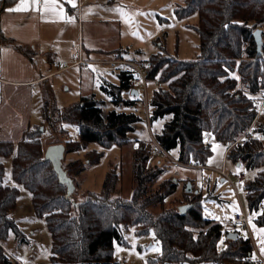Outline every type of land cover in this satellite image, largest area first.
Masks as SVG:
<instances>
[{"label":"trees","instance_id":"obj_1","mask_svg":"<svg viewBox=\"0 0 264 264\" xmlns=\"http://www.w3.org/2000/svg\"><path fill=\"white\" fill-rule=\"evenodd\" d=\"M16 1L0 0V10L2 4ZM181 1L182 6L176 10L179 18L192 13L198 16L195 30L199 55L188 61L163 55L159 59L161 51L145 60L149 62L148 77H158L159 82L149 103L150 121L165 120L155 136L156 142L178 162L206 164L211 155L207 136L223 144L252 131V136L233 148L227 159L247 170H258L254 179L244 185V193L252 221L264 228V123H252L256 114L254 99L264 94V43L257 52L253 37L258 25H264V0ZM260 34L264 36V29ZM11 42L0 29V44ZM233 73L238 79L231 77ZM117 77L118 84L103 81L101 93L113 106L133 108L135 100L121 102L127 91L125 75L118 73ZM102 102L91 94L60 109L50 87L44 88L42 121L52 131L62 129L65 123L78 129V140L63 145L65 153L79 152L89 144L107 148L129 143L128 135L134 132L140 116L133 111L104 112ZM52 114L54 120L50 118ZM41 134V126H33L16 144L0 141L1 246L10 235L20 243L26 242L13 217L20 192L4 183V160L9 159L13 181L27 190L34 213L44 219L51 236L48 264H121L113 258L112 246L114 242L121 243L122 230L128 228L140 235L151 233L159 242L160 255L152 264H257L251 259L250 240L240 233L228 239L221 224L206 218L199 204H180L190 205L183 214L178 210L180 205L156 216L149 212L151 207L163 205L178 188L177 181L168 180L160 182L155 191H148V186L163 173L159 166L145 169L152 144L139 143L140 163L134 168L136 185L129 199L109 196L114 182H109L106 174L103 192L75 202L72 197L66 198V187L58 183L50 162L44 160ZM69 171L66 175L72 180ZM199 197V193L192 196ZM259 205L263 208L257 213ZM221 242L225 249L219 251ZM0 264H15L1 247Z\"/></svg>","mask_w":264,"mask_h":264},{"label":"rangeland","instance_id":"obj_2","mask_svg":"<svg viewBox=\"0 0 264 264\" xmlns=\"http://www.w3.org/2000/svg\"><path fill=\"white\" fill-rule=\"evenodd\" d=\"M115 1L119 7H112V5L99 7L98 14H113L112 16H114L120 12L121 15L119 16L122 19L120 23L110 21L106 29H100L98 32L92 24L83 25L84 42L86 39L91 38L89 43L93 42L95 44L91 45L92 48L97 49L98 47L110 50L115 46V48H120L126 57L133 60L150 59L153 54L161 53V51L163 53L157 56L159 59L162 58V55L183 61L195 60L198 57L199 39L195 30L198 16L196 13H192L186 17L179 18L176 10L179 6H182L181 0ZM115 20H117V17ZM263 29L264 25L260 24L256 30L262 31ZM260 39L264 43V36L262 34H260ZM100 58L106 57H93V59ZM160 74H162V71H160ZM117 75L116 71L111 70L107 66H87L82 67L81 70L78 68L65 70L55 74L52 79V99L54 98L57 108L61 109L73 105L81 96L94 93L96 100L103 101L102 107L104 112L111 110L119 112L133 111L136 115L140 116V122L135 125L134 132L128 135L129 143L121 147L111 145L110 147L103 148L97 144H89L86 149L79 152L63 153L61 160L62 168L65 169V172L70 170L69 174L74 185L70 198L72 197V200L75 202L90 198L95 195L94 193L103 192L102 184L106 174H109V182H114L113 192L109 196L129 199L136 185L134 181V168L138 166L137 163H140L138 154L140 151L138 148L140 146L139 143L152 144L148 126L146 125L147 122L145 123L144 120L145 117L140 98H133L136 101V105L133 108L123 107L124 104L116 107L101 93L99 85L104 81L103 78L109 81V83L118 84ZM235 75L233 73L231 77H237ZM86 78H88L91 84L86 83ZM154 90L155 88L149 89V99H151ZM123 95L121 96L122 100L120 99L121 102L127 100V97ZM128 99L130 98L128 97ZM255 102L259 103V97L254 99ZM263 116L261 114L255 122L264 123ZM54 117L52 114L50 118L54 120ZM52 120L49 119L48 123H51ZM164 122L165 120L161 119L153 122L149 120V131L154 137L161 132ZM34 124L36 127L41 126L42 129V134L39 136L42 140V151L50 145H64L65 143L68 144V141L78 140V129L71 124L65 123L62 125V129L58 128L52 131L41 121L39 115H36ZM251 136L252 131H250V135L247 138ZM206 141L210 144L211 149V155L207 161H211L213 166H221L222 152H224L223 147L216 146L215 140L209 136L206 137ZM225 143L221 145L224 146ZM227 155L225 170L231 172L236 168L227 159ZM4 162V183L17 188L20 192L17 210L13 214V217L20 227L26 242L20 243L12 239L13 236L10 235L7 243L1 244L20 264H48L51 258L52 240L45 221L34 213L27 190L13 181L10 160L5 159ZM151 165L161 167L163 174L158 176L148 186V191H155L158 184L162 181L173 180V182H178L176 192L170 195L163 205H155L149 209L152 215L156 216L166 210L173 211L180 204L192 201L199 204V207L201 206V210L206 218L218 222L221 224L223 231L229 232L225 221L233 210L238 208V203L233 190L226 181L221 182L220 177L217 176L215 178L214 174L210 173L212 172L211 170L187 169L175 165L167 157L154 155L153 152L150 160L145 165L147 167L145 169H148ZM238 171L246 172V179L243 184L237 186V193L244 212L251 219L252 215L248 213L246 207L244 185L254 179L258 170H247L242 166ZM186 182H190L191 184L196 182L197 187L195 188L192 185L191 191L185 192L184 183ZM195 190L197 191L196 193ZM198 193L200 197L193 199L192 196ZM220 197H222V201ZM122 237L121 243L114 242L112 246L113 258L121 264H152V261L160 255L159 242L151 233L140 235L134 228H128L127 230H122ZM218 248L219 251L225 249L223 242L220 243ZM202 264L215 263L207 262Z\"/></svg>","mask_w":264,"mask_h":264},{"label":"crops","instance_id":"obj_3","mask_svg":"<svg viewBox=\"0 0 264 264\" xmlns=\"http://www.w3.org/2000/svg\"><path fill=\"white\" fill-rule=\"evenodd\" d=\"M20 2L21 0H17L7 6L2 4L0 10V29L7 38L12 40L11 43L0 44V141L13 144L22 139L27 129L35 126L36 115L41 117L44 88L50 87L53 94L52 79L55 74L65 71L61 70L60 63L69 59L71 46L78 40L83 45L85 55L90 59L94 56L126 57L120 48L114 46L110 50L98 47L96 49L91 47L95 45L93 42L89 43L91 38L86 39L85 42L83 39L84 24H92L98 32L100 29H106L110 21L118 23L122 21L120 12L114 16L98 14L99 7L107 5L119 7L115 0L108 2L107 0H37L36 4L28 0L27 10L7 11V9H15ZM116 17L117 20H115ZM81 68L78 69L81 70ZM86 79V83L91 84L88 78ZM103 80L107 81L104 78ZM84 85L86 86L85 83ZM91 94L94 93L83 96ZM123 96L127 97V100H134L127 93ZM216 146L223 147L218 142ZM206 164L215 168L220 167L213 166L211 161H207ZM224 166L226 167V163ZM242 166V164H234L236 169L229 170L231 171L229 173H235ZM210 173L214 174L215 178L218 177L216 173ZM220 181L223 182L222 179ZM192 185L197 187L196 182ZM220 200L222 201V197ZM238 211L239 204L227 220ZM262 229L264 228L251 221L249 236L240 234L250 240L253 252L251 259L257 264H264Z\"/></svg>","mask_w":264,"mask_h":264},{"label":"built area","instance_id":"obj_4","mask_svg":"<svg viewBox=\"0 0 264 264\" xmlns=\"http://www.w3.org/2000/svg\"><path fill=\"white\" fill-rule=\"evenodd\" d=\"M86 66H107L111 70L116 71L117 73H123L125 75L124 83L127 86V95L132 99L134 97H139L142 103V109L144 114V120L148 126L149 137L153 145V154L161 155L167 157L175 165L182 166L187 169H201V170H211L216 173L220 179L226 181L230 188L233 190L235 196L237 197L239 204V211L234 213L227 221L226 225L229 232L240 233L242 235L250 234V219L247 214L244 212L237 193V186L243 184L246 179L245 171H238L235 173H229L225 170V159L227 153H229L233 148L241 146L244 144L245 139L249 136V130L246 131L245 135L235 139L234 141L226 142L223 146L224 152L222 156V164L220 167L215 168L208 166L207 164H202L200 162H190V163H181L176 159L172 158L168 152L163 150L156 142L155 137L149 131V120H150V110H149V89L156 88L159 86L157 78L150 79L148 77L147 71L149 64L145 60H133L125 58L123 56L114 55L112 57L100 58V59H90L85 55L83 45L80 40L71 46L69 59L67 61H62L60 63L61 70H69L74 68H81ZM135 91L136 96H132L131 92ZM253 108L256 110L254 116L255 120L261 115H264V94L259 96V103H254ZM264 117V116H263ZM148 120V121H147ZM263 208L262 205H259L256 209V212L259 213ZM227 232V231H226ZM228 233V232H227ZM0 247L4 250L7 257L10 258L15 264H20L16 258L9 253L3 246Z\"/></svg>","mask_w":264,"mask_h":264},{"label":"water","instance_id":"obj_5","mask_svg":"<svg viewBox=\"0 0 264 264\" xmlns=\"http://www.w3.org/2000/svg\"><path fill=\"white\" fill-rule=\"evenodd\" d=\"M260 30H255L253 32L254 42L256 45L257 52L260 51L261 39H260ZM132 95H136L135 91H132ZM64 153V146L61 144H55L48 146L44 151V160L50 162L53 171L57 175L58 183L60 185H64L66 187V198H69L74 190V185L72 180L66 175V172L62 169V158ZM191 191V183H185V192ZM190 207V205H182L178 207V210L181 214L185 213V211ZM228 239H235L237 237V233L228 232L226 234Z\"/></svg>","mask_w":264,"mask_h":264},{"label":"snow or ice","instance_id":"obj_6","mask_svg":"<svg viewBox=\"0 0 264 264\" xmlns=\"http://www.w3.org/2000/svg\"><path fill=\"white\" fill-rule=\"evenodd\" d=\"M32 4H36L37 0H31ZM47 6V5H45ZM28 7V0H21L20 4L17 5V7L15 9H7V11H22V10H27ZM262 232H264V229L261 230ZM262 251H264V249H262Z\"/></svg>","mask_w":264,"mask_h":264}]
</instances>
